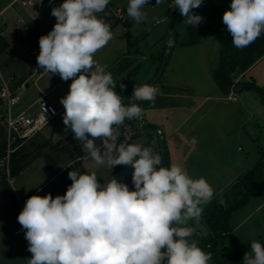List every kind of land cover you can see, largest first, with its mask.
I'll return each instance as SVG.
<instances>
[{
  "label": "clouds",
  "instance_id": "1",
  "mask_svg": "<svg viewBox=\"0 0 264 264\" xmlns=\"http://www.w3.org/2000/svg\"><path fill=\"white\" fill-rule=\"evenodd\" d=\"M109 3L64 0L53 7L56 23L39 38L36 59L43 72L72 81L60 99L65 109L62 119L82 142V151L112 169L131 166L134 190L115 178L101 184L94 172L69 171L72 183L64 195L29 197L17 217L32 253L28 264H209L212 253L192 239L189 221L202 216L203 205L214 195L212 186L204 177L193 179L177 164L161 166V155L150 147L119 142L114 126L140 118L144 110L136 101L154 103L159 90L135 85L125 103L107 66L94 59L112 39L111 25L97 15ZM148 3L129 0L127 15L140 24L146 20L142 9ZM163 3L156 0L155 6ZM173 3L187 25L203 22L193 12L203 0ZM222 22L233 46L242 50L264 33V0H231ZM250 249L243 264H264V245L253 241Z\"/></svg>",
  "mask_w": 264,
  "mask_h": 264
},
{
  "label": "crops",
  "instance_id": "2",
  "mask_svg": "<svg viewBox=\"0 0 264 264\" xmlns=\"http://www.w3.org/2000/svg\"><path fill=\"white\" fill-rule=\"evenodd\" d=\"M151 1L156 3V0ZM7 2L8 0H0V11ZM63 2L64 0H37L27 8L7 10L4 19H0V29L4 31V36L0 37V69L3 77L13 74H8L7 71L16 67L15 60L19 58L20 48L25 40L39 42V38L53 28L56 18L51 15V10ZM128 2L129 0H110L107 5L105 11L122 9L128 22L111 27L112 39L94 54V59L101 65H106L108 72L127 59L126 65L119 67L117 73L114 72V76L118 75L117 78L120 79L142 54L139 44L151 45L153 41L158 43L159 40L163 42L162 48L152 55L159 63L166 58L163 73L158 77V95L167 97L170 102L161 107L143 108L141 119L150 126L146 128L152 129L149 133L152 140L159 139L161 130L168 153V167L177 164L193 179L204 177L214 189L212 199H221L224 190L259 160H262L264 174V148L257 143L258 134L264 131V100L252 90H242L239 96L235 95L237 89H232L227 94L222 93L212 76L219 53L215 34L224 26L222 16L229 9L231 0H203L200 7L193 9V12L204 18L196 27L187 25L186 18L181 15L175 39L167 35L175 15L168 8V0L152 9L143 7L146 20L140 24L127 15ZM17 15L30 23L25 34L13 24ZM163 19H167L164 26ZM159 20L162 21L157 24ZM126 33L137 38L132 47L128 45ZM169 51L170 54L166 57ZM35 68H39L37 60L34 68L24 78ZM130 80L131 78L129 82ZM1 81L0 77V85ZM236 81H253L264 89V54L239 74ZM51 90L52 87L39 93L36 98L44 94L47 96ZM64 112L65 109L22 145V170L10 177L0 176V264H28L32 256L28 251L25 230L17 220L26 200L33 195L45 196L51 193L53 198L64 195L72 183L66 177L69 171H73L72 160L69 159L71 156L81 161L80 174L93 173L99 165L82 151L81 144L73 148L72 142L76 139L63 124ZM242 137H248L255 149L253 154L247 153L241 158L235 155L232 142ZM5 140L4 127L0 122V149ZM96 144L101 146V143ZM36 150L41 154L35 157L33 154ZM44 157L49 158L48 163ZM60 160L63 165H60ZM119 166L123 165L107 169L106 175L98 181L105 183L119 170ZM229 222L242 260L244 254L251 251L253 241L264 245V189L233 211ZM19 228L21 232L16 234L15 230Z\"/></svg>",
  "mask_w": 264,
  "mask_h": 264
},
{
  "label": "trees",
  "instance_id": "3",
  "mask_svg": "<svg viewBox=\"0 0 264 264\" xmlns=\"http://www.w3.org/2000/svg\"><path fill=\"white\" fill-rule=\"evenodd\" d=\"M125 36L129 47H132L137 38L129 33H126ZM215 37L219 43V53L218 63L213 69L212 76L221 92L227 94L234 85H238V90H252L264 100V89L261 86L255 84L253 81H236V77L239 74L243 73L264 54V33L255 42L242 50L233 46L231 35L225 26L216 32ZM128 83L129 79L120 83L126 85L124 89H121L120 84L116 85L115 88V91L124 97L125 103L131 97V92L127 90ZM152 85L155 86V83ZM136 103L141 108L161 107L168 104L167 99L161 95L156 96L154 103L149 101H136ZM135 123L134 119H125L123 125L118 126V128L121 131L124 129V125H130L133 128ZM148 126L146 124L145 128ZM140 130L142 131L143 128L138 127L137 134L141 133ZM21 148L22 146L11 154V176L19 173L24 166L22 162L20 163ZM4 150L5 144L0 149V156ZM155 153L160 154V149L155 151ZM163 167H168V153L165 144ZM0 176H5L1 169ZM263 189V163L262 160H259L252 168L247 170L224 190L221 199L213 198L203 207V213L199 221L207 228V231L204 233L199 229L194 230L192 239L198 241V246L202 250L212 253V259L209 261V264H243V260L235 244L233 228L229 222L230 215L233 211L242 207L251 196L259 194ZM189 224L194 227L193 222H189Z\"/></svg>",
  "mask_w": 264,
  "mask_h": 264
},
{
  "label": "rangeland",
  "instance_id": "4",
  "mask_svg": "<svg viewBox=\"0 0 264 264\" xmlns=\"http://www.w3.org/2000/svg\"><path fill=\"white\" fill-rule=\"evenodd\" d=\"M97 15L101 19H103L107 24L111 25V27L113 25H116L117 23L127 24V22H128V19H126L125 16H124V18H119L114 14L113 11H104V12L99 13ZM163 20H165V22L162 24V26L167 24V19H163ZM168 24H170V23L168 22ZM169 27H170V25H169ZM51 30H52V28H50L49 32ZM167 35L172 37V26H171L170 31L167 33ZM31 43H33L39 47V42L28 41V40L26 41L25 40L24 43L21 45L19 58H17L15 60L16 67L11 68L7 71L8 74L13 73L12 75L14 77V81L23 80L24 76L28 75L27 74L28 71L30 69L34 68V62L37 60L36 58L38 55L32 56V55L28 54L27 50L30 47ZM139 46H140V52L142 54H140L137 57V60L135 59L136 61H134L133 65H131V67H130L131 69H129V71H127L124 74V76H122V77H120V79H118L117 78L118 75L114 76V72L117 73L119 67L121 68V66L126 65L127 59L125 61H122L121 63L115 65V67L111 68L109 71L111 73V75L113 76V79L117 82L116 85H118L124 81H128V79L131 78L129 84L127 85V90L131 93L133 92V88L135 85L149 84V82L155 77L154 73L155 72H156V74L158 73V70H159V67L161 64V62L159 63V61L157 59H155L152 55L153 53H157V51L162 48L163 42L161 40H159L158 43H156V41H153L151 45H150V43H148V44L145 43L144 45L139 44ZM157 65L159 66L158 68H157ZM12 71H14V72H12ZM129 75H130V78H129ZM59 81H60V83H58ZM70 84H71L70 80L69 81H63L58 74H54V75L46 74L45 76H43L39 80H36V76H32L28 81V88L25 89L22 93V104L19 106L18 109L25 108L30 102H33L37 99L36 97L39 93H41L43 91H47L51 87H52V90L47 94L46 100L51 101L57 107H61L62 104L60 103V99L68 93ZM155 87L160 88L159 80H157L155 82ZM232 89L238 90L239 86L234 85L232 87ZM240 92H241V90H238V92L235 95L239 96ZM165 98L167 99V102L169 103L170 101L168 100V98L167 97H165ZM133 119L135 120L136 123H138L140 125V127H142L143 129H146L145 128L146 124L143 123L141 117L140 118H133ZM114 127H116L118 129L119 142L139 144V145H142L143 147H150L152 149L153 153L160 149L159 139L152 140L150 134H144L140 130L141 133L137 134L130 142H128L127 139L130 138V136L133 134L132 127L130 125H124L123 131H121V129H119L118 126H114ZM261 133H259L257 136L258 137L257 143H259L264 148V131ZM71 135L74 137L73 133H71ZM123 139H125V140H123ZM27 141H25V142H27ZM38 142L40 144L41 140ZM96 143H98V145H99V143H101V140L97 141ZM78 144H81L80 147L82 148V142L79 140H75L72 142L73 148L78 147ZM232 145H233L232 146L233 151L235 152V155L238 157L242 158L247 153L248 154L254 153L255 145L248 137H242L239 139H235L232 142ZM257 149H258V147H257ZM40 154L41 153L36 150V151H34L33 155L36 157V156H39ZM44 159L47 163L49 162L48 161L49 158L44 157ZM69 159L72 160V164H71L72 170L79 173V167L81 168V165H82L81 161L76 160L75 156H71ZM60 163H62L60 165H63L62 160H60ZM120 167L121 166H119L117 169H120ZM109 168L110 167H108L106 165H98V167L94 171L98 180L101 179L102 176L106 175V173L108 171L107 169H109ZM66 177H68V175H66ZM123 182L128 185L130 190H134V185L132 184L131 174L126 179H124ZM189 222H193L194 230L199 229L204 233L207 231V228L203 224L200 223L199 219L198 220H192Z\"/></svg>",
  "mask_w": 264,
  "mask_h": 264
},
{
  "label": "built area",
  "instance_id": "5",
  "mask_svg": "<svg viewBox=\"0 0 264 264\" xmlns=\"http://www.w3.org/2000/svg\"><path fill=\"white\" fill-rule=\"evenodd\" d=\"M37 0H8L6 6L0 11V19H4L7 10L15 7L27 8L35 4ZM144 7L152 9L155 3L149 0ZM168 8L175 12L173 0H168ZM114 14L119 18H124L125 14L122 9H117ZM162 20L157 21L159 24ZM15 28L25 34L30 28L28 23L22 16L17 15L13 21ZM4 36L3 29H0V37ZM39 47L31 43L27 52L29 55L37 56ZM45 72L40 68H35L28 77L20 81H14L13 75L3 77L0 69V77L2 78L0 85V122L5 131V150L0 156V169L7 176H11L10 158L11 154L21 147L25 141L29 140L40 132L46 125L54 121L64 110L63 105L57 107L51 101L46 100V95H41L35 101L30 102L25 108L18 109L22 104V93L28 88V81L32 76H36V80L43 77ZM235 99V97H233ZM21 228L15 230L18 234Z\"/></svg>",
  "mask_w": 264,
  "mask_h": 264
},
{
  "label": "water",
  "instance_id": "6",
  "mask_svg": "<svg viewBox=\"0 0 264 264\" xmlns=\"http://www.w3.org/2000/svg\"><path fill=\"white\" fill-rule=\"evenodd\" d=\"M181 18V13L179 11V9L176 8L175 11V15H174V20H173V25H172V36L175 39L176 38V33H177V28H178V24ZM170 54V51L166 54V57ZM166 63V58H164L161 61L158 73L155 75V77L149 82V85L154 84L158 77L161 76V74L163 73L164 70V66ZM132 95V93H131ZM122 126V125H121ZM138 127H140V125L138 123H135L133 126V134L130 136V138L127 139L128 142H130L136 135H137V131H138ZM141 128V127H140ZM158 130V129H156ZM123 131V129H122ZM152 131V129H143L142 133L144 134H149ZM159 147H160V155L162 157V164L161 166H163V156H164V138L161 136V130H159ZM133 172V168L131 166H122L112 177H110L105 183H107L108 181H110L112 178L117 179L118 181H123L124 179H126L131 173Z\"/></svg>",
  "mask_w": 264,
  "mask_h": 264
}]
</instances>
